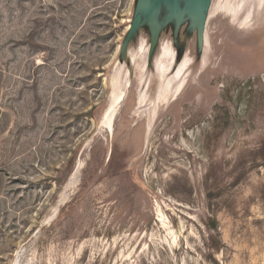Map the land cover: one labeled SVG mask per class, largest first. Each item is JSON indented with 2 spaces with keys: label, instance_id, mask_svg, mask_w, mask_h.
<instances>
[{
  "label": "rangeland",
  "instance_id": "rangeland-1",
  "mask_svg": "<svg viewBox=\"0 0 264 264\" xmlns=\"http://www.w3.org/2000/svg\"><path fill=\"white\" fill-rule=\"evenodd\" d=\"M244 1L246 28L212 1L202 51L162 9L132 60L141 0H0V264H264V9Z\"/></svg>",
  "mask_w": 264,
  "mask_h": 264
},
{
  "label": "bare ground",
  "instance_id": "bare-ground-1",
  "mask_svg": "<svg viewBox=\"0 0 264 264\" xmlns=\"http://www.w3.org/2000/svg\"><path fill=\"white\" fill-rule=\"evenodd\" d=\"M246 4L247 3H245L244 0H239V1H235V2H233L232 0H223V3L218 5V9L223 11L229 18H231L233 20L240 19V21L242 22V25H243L242 28H246L249 24H251V22L253 21V17H254V9H252V7H251V9H250V7L247 8ZM257 5L264 9V0H259L258 3H255V6H257ZM211 7H212V5H211ZM210 10H211V8H210ZM210 17H211V11H209L208 19ZM206 44H207V40H206ZM160 46L163 50V53L166 56H168L169 54L172 55L173 61H175L176 50L174 49V47H176V46H174V44H173V46L166 45L165 43H163ZM128 48H129V46L126 47L124 54H125V56L127 55L128 58H131L132 60H134L135 55ZM144 49H145L144 45L142 44L140 46V51L142 50V53H143ZM149 51H150V47H149ZM188 62H189V59H187L185 57L180 63H178V69H177L176 75L178 78H181V82H180V85L176 91V94L180 93V91L182 90V88L186 82L185 76L182 78V75L185 74ZM164 75H165V73H164ZM115 79H116V86L114 87L113 100L109 104L108 108L104 112L102 119H101L102 126H105L111 132H113V130H114L113 125H114V122L116 119L118 109L120 108L121 103L124 101L126 91H127L128 87L130 86L129 80L126 81L124 86L121 85L119 73H117ZM170 83H171V80H168V77H166V81L163 82V84H161V86L159 87V91H158V94L156 97L157 101H159V102L163 101V103H165V101H167ZM146 100H147V94H143L140 98V104L143 105ZM155 105H156V103H155ZM149 126H151V121L149 123ZM150 128L151 127H149V129ZM148 133H149V131H148Z\"/></svg>",
  "mask_w": 264,
  "mask_h": 264
},
{
  "label": "water",
  "instance_id": "water-1",
  "mask_svg": "<svg viewBox=\"0 0 264 264\" xmlns=\"http://www.w3.org/2000/svg\"><path fill=\"white\" fill-rule=\"evenodd\" d=\"M186 6L193 7L194 11L192 18L198 27V35L201 51L203 50V45L205 44V30L207 26V20L209 17V11L213 0H185ZM162 4L171 5V17H176L177 24L176 30L180 27L181 17L179 15L178 9L180 0H141V4L138 6L134 13V17L129 25L128 33L124 41V45L127 47L128 42L132 37L146 24H154L157 20V15ZM154 42L157 40L158 29H154L153 32ZM151 44V49L149 51V56H151L154 46ZM150 60V59H149Z\"/></svg>",
  "mask_w": 264,
  "mask_h": 264
},
{
  "label": "flooded vegetation",
  "instance_id": "flooded-vegetation-1",
  "mask_svg": "<svg viewBox=\"0 0 264 264\" xmlns=\"http://www.w3.org/2000/svg\"><path fill=\"white\" fill-rule=\"evenodd\" d=\"M167 8H168V10H167L166 15L168 16V19H170L173 22V25L176 28L177 19H176V17H174V18L171 17V5L170 4L169 5L162 4L160 9H159V12L162 11V9H167ZM193 11H194L193 7H191V6L187 7L186 6L185 0H180L179 9H178L179 15L181 17L180 27L183 25L185 19H189V20L193 19L191 17L193 14ZM146 24H148L149 26L152 25L150 23H146ZM155 24H156V22H154L153 25H155Z\"/></svg>",
  "mask_w": 264,
  "mask_h": 264
}]
</instances>
